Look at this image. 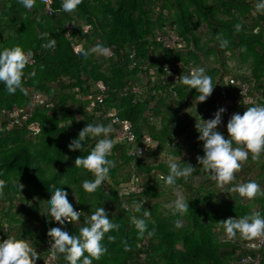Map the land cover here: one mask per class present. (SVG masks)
Returning <instances> with one entry per match:
<instances>
[{
  "label": "trees",
  "instance_id": "1",
  "mask_svg": "<svg viewBox=\"0 0 264 264\" xmlns=\"http://www.w3.org/2000/svg\"><path fill=\"white\" fill-rule=\"evenodd\" d=\"M220 2L223 6L221 13L228 16L226 20L217 17L219 8L211 6L208 0H82L72 13L63 10V0H52L51 15L46 12V5L40 0H37L36 6L31 10L25 9L19 0H0V50L21 46L25 51L31 50L33 53V65L25 69L24 93L17 91L15 95H9L3 85H0V180L4 181V191L11 201L17 195L22 196L19 202L25 209L28 208V203L23 198L33 200L36 193L43 200L41 189L54 190L60 187L68 194L73 191L77 196V203L73 207L81 212L80 221L65 222L63 226L65 231L73 235H79L77 225L85 226L87 217L97 207L103 206L109 216L120 224L117 231L120 236L115 231L108 233L102 241L107 252L100 260H93V264H206L213 255L218 258L212 264H224L237 262L250 253L239 234L234 239L219 241L213 232L216 222L226 234L221 222L228 218L254 214L250 209L238 206L237 213H218L216 208L209 220L198 213L195 203L190 201L186 213L191 227L186 229L177 228L171 217H159L158 204H154L151 209L147 207L150 201H158L163 197L159 188L171 191L173 188L166 186L164 180L165 185L158 186V175L166 177L169 174L168 167L163 163L152 167L146 165L155 158L166 159L172 156L169 151L163 155L166 144L170 145L183 137H192V129H196V121H200L198 114L215 107L221 98V90L226 87L225 77L235 74L251 82L254 93H260L262 97L258 104L264 105V15L257 13L255 9L257 0ZM175 10L180 15L176 20L174 17L171 20L172 11ZM191 10L200 18L198 22H194ZM201 19L211 27L216 26L214 28L217 33H222V38L229 40V50L241 48L240 55L244 62L247 63V58L254 60L250 76L234 71H221L220 68L207 69L202 65L199 54L190 51L192 47L189 39L195 38L194 31L197 24L202 23ZM68 24L73 28L75 43L83 46L82 51L102 44L110 47L115 55L111 58H98L93 54L86 60H81L72 47V41L66 37ZM236 24L243 25L241 31L235 30ZM85 26L91 28L89 32H85ZM169 31H175L185 42L184 50L173 52L164 49L163 38ZM42 33H49L50 36L42 39ZM51 38L56 40L55 48H45L44 45ZM194 42L193 46L199 53L205 52L206 47L202 48L196 39ZM156 47L162 51V56H154ZM163 59L176 63L179 77L190 74L191 66L205 68L212 77L213 86H216L213 94L207 101L198 103L195 89L188 91L187 86L169 80L162 67ZM33 71L36 73L34 77L30 75ZM99 82L106 88L104 102L90 110L91 102L86 98L98 94L94 87ZM37 92L43 94L46 105L52 107L37 106L29 122L8 130V112L16 107H26L29 110L32 95ZM235 92L236 89L230 87L228 96L234 97ZM189 94L190 100L183 104ZM152 101L157 103V109L151 108ZM194 106L197 108L195 119L188 115L190 113H183L188 107L195 109ZM113 110L122 119L133 124L138 139L149 136L154 143H159L158 149L152 150L148 157L139 159L129 155L128 146L117 144L118 149L123 151L125 165L129 167L134 162L139 176L147 180L153 176V185L142 195L127 193L133 175L131 172L118 190L111 189L107 194L101 186L95 193H87L82 188V182L94 177L76 168L75 159L80 155L86 156L95 143L89 149L93 140L88 138L84 141L83 151H69L70 142L78 138L86 124L111 123L106 115ZM68 121L72 122V128L78 127V130H69L71 127L68 126ZM30 123L38 124L40 131H31L28 127ZM113 129L111 139L115 138L117 127L113 125ZM218 131L228 138L227 129L222 131L219 127ZM64 132L65 136L62 135L56 142L52 141L53 137ZM200 144L203 146L198 141V145ZM173 155L177 156L176 153ZM200 155L203 156V153ZM109 159L114 160V157L109 156ZM193 167L197 169L196 173L202 172L208 176L198 163ZM113 172L114 168L110 174ZM247 176L244 172L238 174L234 183L253 181ZM19 183L24 186L22 190ZM178 183L189 186L183 179L178 180ZM204 184L209 185L210 182ZM262 200L259 213L264 215ZM4 201L5 197L0 198V204ZM133 202L142 204L139 211L135 212L131 208ZM235 202L237 203V199ZM207 204L209 205L208 202ZM125 205L129 207L125 208ZM145 210L151 211L152 215L157 214L153 216L155 223H148V231L154 232L151 237L147 233L141 236L132 223V217L141 218ZM17 224L15 216L10 217L9 214L0 212V235L4 240H25V236L32 235H21ZM193 226L196 232L192 231ZM53 227L60 225L50 218V222L35 234V241L39 246L35 249L39 257L36 264H44L43 258L49 253L47 247L50 237L47 233ZM199 231L200 234L197 233ZM108 236H113L114 239L109 240ZM144 236H147L145 241ZM181 243L185 248L182 252L177 248ZM262 263L264 264V250ZM54 264L68 262L60 255Z\"/></svg>",
  "mask_w": 264,
  "mask_h": 264
},
{
  "label": "clouds",
  "instance_id": "2",
  "mask_svg": "<svg viewBox=\"0 0 264 264\" xmlns=\"http://www.w3.org/2000/svg\"><path fill=\"white\" fill-rule=\"evenodd\" d=\"M37 0H19L25 9L31 10L36 6ZM82 3V0H63L62 8L65 12L72 13ZM257 13L264 15V0H257L255 4ZM235 30L241 31L243 25L236 24ZM49 33H42L41 38H48ZM217 40L221 49L229 46V40L221 38L217 34ZM56 40L51 38L44 45L45 48L54 49ZM81 60H86L90 55H97L104 58H111L115 55L113 50L105 45L96 46L82 51L77 48ZM33 63V53L31 50L25 51L21 46H14L0 50V85L9 95H15L17 91L24 93L25 69ZM43 68V66H41ZM31 76H35L33 71ZM179 82L187 86V90H196V99L198 103H203L209 99L214 91L212 77L207 74L205 68H193L188 75L179 77ZM226 109L221 107L214 118L207 121L200 116V121L195 124L198 132V140L203 143V156L197 157V163L202 166L203 171L208 177L216 182L217 187L225 188L232 185L231 191L238 193L241 197L249 200L258 195H264L261 185L255 181L245 183H234L236 174L241 170L243 162L249 159H258L264 154V105H255L247 107L241 115L234 113L227 122L228 138L218 131V126L222 124V117ZM111 123L105 125L86 124L80 131L78 138L72 140L69 144V151H83L84 141L88 138L96 140L95 146L86 156H78L75 159V167L91 174L94 179H85L82 182V188L87 193H95L101 188L106 180L109 179L111 170L115 167V161L109 159L113 150L114 142L111 139L113 133ZM66 159V157H65ZM169 174L162 177L166 186L175 189L178 180L187 181L196 171L189 163L181 161L180 156H170L168 161ZM53 170V168H52ZM54 171V170H53ZM4 181L0 180V193L4 188ZM23 185L19 183L20 190ZM51 192L49 200L44 203L47 206L48 215L60 227L50 228L47 235L50 237V259L55 261L60 255H63L68 264H93V260L100 258L107 252L102 241L106 234L118 231L119 224L109 219V214L105 208L97 207L96 210L87 217L85 226L79 229V235L70 234L64 230L65 222H79L81 212L74 209L69 202L68 192L63 188L57 187ZM173 208L174 214L183 216L189 209V202H185L183 197L177 194V198L168 205ZM128 208V205L124 206ZM142 204L133 202L131 208L139 211ZM151 215V211L145 210V218ZM145 218L132 217L138 233L143 236L145 233L149 237L154 232L148 231V225ZM227 238L229 240L239 236L243 239H252L264 236V215L255 213L241 218H228L221 222ZM181 221H176V227H181ZM113 240V236H108ZM39 259L32 243L24 239L7 238L0 240V264H36Z\"/></svg>",
  "mask_w": 264,
  "mask_h": 264
},
{
  "label": "rangeland",
  "instance_id": "3",
  "mask_svg": "<svg viewBox=\"0 0 264 264\" xmlns=\"http://www.w3.org/2000/svg\"><path fill=\"white\" fill-rule=\"evenodd\" d=\"M221 0H208L209 4L211 6L217 7L219 8V12L217 13L220 19L222 20H226L228 18V16H226L225 14H222L221 12H223V6L220 2ZM192 11V17L195 19L194 22H198L200 20L199 17H197L196 14H194V11ZM1 14V13H0ZM175 15V16H173ZM180 15V13H178V11L175 10L172 11V18L171 20L174 19L176 20V17H178ZM199 18V19H198ZM202 23L201 24H197V29L194 31V37H189L190 41V46L192 47V49H190V51L192 50V52H195L197 54H199L201 60H202V65L204 67H206L207 69H214V68H220L221 71H234L236 73H241V74H246L248 76H250L253 72V67L252 64L254 62L253 59L251 58H247V63L243 61L242 57H241V52L242 49L241 48H236V49H232L229 50V47H227L226 49H221L219 47V41L217 40V29L214 27H211L207 21H204L203 19H201ZM219 35L222 38V33H219ZM197 40L198 43L200 44V46L202 48H205V52L199 53L198 50L196 48H194L193 44L195 43L194 40ZM216 47H218L216 49ZM235 48V46H234ZM214 49V50H212ZM235 50V51H234ZM186 52V51H185ZM191 53V52H190ZM163 53L159 48H155V52H154V56L155 57H159L162 56ZM98 58H100V56H97ZM213 61V62H211ZM226 68V70H225ZM144 81H146V78L144 79ZM214 92V91H213ZM213 94V93H212ZM191 96L190 94L188 95V98H186L185 102L183 104L188 103V101L190 100ZM185 107V106H184ZM151 108L152 109H157L158 105L157 103H155L154 101L151 102ZM195 108V106H194ZM193 109V108H192ZM191 107L184 109L183 113L184 114H188L190 115V117H192L193 119L196 118L195 114L197 112V108L192 110ZM162 110H164L162 108ZM72 122L68 121V126L71 127L72 131H77L78 127L76 128H72ZM76 124V122L74 123ZM71 133V132H70ZM68 135V132L66 133ZM62 135L65 136V132L64 133H60L59 135L55 136L52 138L53 142H56L59 138L62 137ZM192 137L189 138H181V139H177L175 141H173L170 145L166 144L165 150H163V153L169 151L171 153V155L173 156V153H176L177 156L181 157V161L184 163H189L192 166H194L197 163V155L198 154H202L203 153V146L198 145V132L196 131V129H192L191 132ZM91 140H93V142L90 144L89 149H91V147H93V144L96 143V140L91 138ZM113 142H114V147L112 152L110 153V157H114V161L115 163V167H114V172L113 174H110L109 179L106 180L104 182V184L102 185L104 187V191L109 194V191L111 189L114 190H118V188L120 189L121 186L124 184L125 179L128 177L129 173H133L134 171H136L135 169V165L136 163H131L129 164V167L127 165H125L124 162V155H123V151L118 149L117 144H119L115 138H112ZM201 142V141H199ZM156 149H158L159 147V143H154ZM162 155V156H163ZM170 156H168L169 159ZM163 158V157H162ZM167 163V160H163L161 158H155L154 160H150V163L148 166H154L157 165L158 163ZM165 165V164H163ZM166 167H168L167 165H165ZM128 167V168H127ZM203 170V169H202ZM247 173L248 174V178H252L253 181H255L256 183H258L259 185H261V190L264 191V154H262L260 156V158L258 159H253L252 156H249V159L245 162H243L242 164V168L241 170L236 174V176L240 173ZM159 173L161 174V172L159 171ZM162 175V174H161ZM158 177H161L160 175H158ZM191 179H188L186 182L189 184V186H184L180 183L177 184V187L175 189H171L170 190H164V188H159V192L163 193V197L161 199H159L158 201H150L149 205H147V207L149 209H151V207L154 204H158L159 205V210L158 213L159 217H171V219H173L174 225L176 226V221L179 220L182 223L181 227H177V228H189L191 227V221H189L187 213H185L183 216H180L179 214H174L173 212V208L169 207L168 205L172 204V202L177 198V194H179L180 196L183 197L185 202H194L196 207L198 208L197 212L200 213L201 215H204L205 219H209L210 217L213 216L211 215L213 210H215L217 208L218 213H220V211H227V212H238V206L240 208H244L246 210L250 209L252 210V213H259L261 212L262 209V202H260L261 199L264 198V195H258L257 197H255L254 199H247L245 197H240L238 193L236 192H232L230 189L232 187V185H228L225 188H219L216 185V182L212 181L208 176L203 175L202 172H195L191 177ZM158 179V178H156ZM155 179V180H156ZM162 182H161V180ZM158 179V186H162L165 185L163 183V179L160 178ZM209 179V180H206ZM152 180V178H151ZM210 182L209 185H205L204 183H208ZM212 182V183H211ZM116 183H119V186H116ZM121 184V185H120ZM229 187V188H228ZM124 188V187H123ZM191 188V189H190ZM48 190L46 189H41V195L43 197V200L39 199L38 194L34 193V199L33 200H28V199H24L26 201V203H28V208L25 209L24 205L22 203H20L19 201L21 200L20 198H22L21 195H17L16 198L14 200L11 201V198L8 196V194L5 193L4 188L2 190V193H0V198L5 197L6 201L3 202V204H0V212L1 214H9L10 217L15 216L16 219L18 220L17 224V229L18 231H21V235H26V234H32L31 236H25V240H28L30 243L33 244L34 248H39L37 242L35 241V234H38L39 231L43 228V226L47 223L50 222V216L48 215V211H47V206L44 204L49 200V195H51V192H47ZM228 191V192H227ZM229 193V194H227ZM228 195V196H227ZM8 196V197H7ZM68 199L69 202L72 203V205H75L77 203V196L75 195V193L72 191L69 195H68ZM237 199V203L235 202ZM240 199V200H239ZM239 200V202H238ZM264 201V199L262 200ZM207 202L209 203V205L207 204ZM36 203H38V205H36ZM145 204V203H144ZM35 205V206H34ZM241 205V206H240ZM34 207V208H33ZM147 208V209H148ZM227 209V210H224ZM149 211V210H147ZM137 212V211H135ZM157 212V211H156ZM140 213V212H139ZM155 214V215H157ZM155 215H150L149 217L145 218L143 215H141V218H145L147 225L148 223H155V218L153 216ZM164 215V216H163ZM109 219H112V221L114 223L116 222V219L112 218L109 216ZM119 224V223H117ZM204 224H207L206 222H204ZM214 224L216 226H214V230L213 232L215 233L217 240L222 241V240H226L227 235L222 231V229L216 224V222H214ZM120 226V224H119ZM83 227V224H80L76 226V228H81ZM192 231L195 230L194 226L192 227ZM117 232V231H115ZM196 232V231H194ZM198 234H200V231L197 232ZM116 234H118L120 236V234L117 232ZM108 234H106L107 236ZM105 236V238H106ZM104 238V240H105ZM147 239V236L143 237V241H145ZM103 240V241H104ZM159 241V240H158ZM179 251H184V245L183 243L179 244L177 246ZM36 251V250H35ZM221 257V256H220ZM218 258V256H217ZM216 256H210V259L208 258V263L212 264L217 260ZM225 262V261H224ZM206 263V264H208Z\"/></svg>",
  "mask_w": 264,
  "mask_h": 264
},
{
  "label": "built area",
  "instance_id": "4",
  "mask_svg": "<svg viewBox=\"0 0 264 264\" xmlns=\"http://www.w3.org/2000/svg\"><path fill=\"white\" fill-rule=\"evenodd\" d=\"M46 5V12L51 15L53 13L51 9L52 0H40ZM66 37L69 41H72V47L76 54H79L76 49H83V46L79 43H75L73 40V28L70 24L67 25ZM85 32L90 31L89 26L84 27ZM164 49L170 51H178L185 48V42L180 39L179 35L175 31L167 32V35L163 38ZM30 65H33L31 63ZM162 67L165 69L169 80L175 84L179 83V75L177 74V66L175 62H171L167 59L162 60ZM198 67V66H197ZM191 66L190 72L193 68ZM240 75H244L241 74ZM226 87L221 90V98H219L215 107L205 111H201L198 114L203 120L207 121L214 118V114L221 108H225L226 111L222 117V124L218 126L220 130L225 131L227 129V122L234 113H240L241 115L245 111V107L252 105H259L258 101L262 98L260 93L253 91V85L249 81L241 76L231 74L224 79ZM232 87L236 89L234 97L228 96V89ZM95 90L98 91V94L94 97L93 95L87 96V100L91 102L90 110L95 108L97 104H103L104 98L106 95V88L103 83L99 82L95 84ZM78 91V89H77ZM37 106H47L52 107V105H46V97L41 93H33L31 108L28 110L24 108H14L13 111L8 112L10 118V124L8 130H11L15 126H22L24 123L29 122L32 118L34 108ZM98 116V114H96ZM199 117V118H200ZM106 118L111 121V124L116 126L115 139L120 144H124L129 147V155L132 158H145L148 157L152 150L155 149L153 140L149 136L142 137L138 139L133 124L126 119H122L116 111H111L106 115ZM31 131L37 133L40 131L39 125L36 123H30L28 126ZM132 177L127 187V193L133 195H142L146 189L150 188L148 180L139 176L136 171L132 173ZM243 239V238H242ZM0 240H4L0 235ZM243 245L246 246V249L250 252L249 254L239 259L237 262H225L224 264H263L262 255L264 250V236L252 239H243ZM51 245L49 244L47 250H50ZM44 264H54L55 261L50 259V251L43 258Z\"/></svg>",
  "mask_w": 264,
  "mask_h": 264
},
{
  "label": "crops",
  "instance_id": "5",
  "mask_svg": "<svg viewBox=\"0 0 264 264\" xmlns=\"http://www.w3.org/2000/svg\"><path fill=\"white\" fill-rule=\"evenodd\" d=\"M185 137H183V139H184ZM156 148V147H155ZM198 156H201L200 154H198L196 157H198ZM166 158H168V157H166ZM161 159H163L164 161L165 160H167L168 161V159H165V157L164 158H161ZM162 162V161H161ZM163 163V162H162ZM163 164H165V165H167L168 166V164L167 163H163ZM154 173H156V172H154ZM151 178H152V180H151ZM160 178H162V177H160ZM148 183H149V186L151 187V185H153V176H151L149 179H148ZM262 200V199H261ZM252 211V210H251Z\"/></svg>",
  "mask_w": 264,
  "mask_h": 264
}]
</instances>
